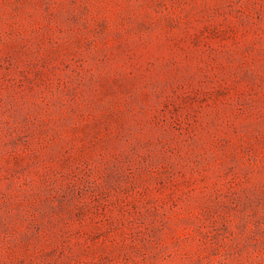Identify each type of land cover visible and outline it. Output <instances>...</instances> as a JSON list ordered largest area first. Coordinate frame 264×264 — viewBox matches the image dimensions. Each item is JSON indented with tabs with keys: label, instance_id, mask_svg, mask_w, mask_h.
Masks as SVG:
<instances>
[{
	"label": "rangeland",
	"instance_id": "1",
	"mask_svg": "<svg viewBox=\"0 0 264 264\" xmlns=\"http://www.w3.org/2000/svg\"><path fill=\"white\" fill-rule=\"evenodd\" d=\"M0 264H264V0H0Z\"/></svg>",
	"mask_w": 264,
	"mask_h": 264
}]
</instances>
